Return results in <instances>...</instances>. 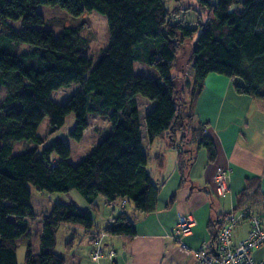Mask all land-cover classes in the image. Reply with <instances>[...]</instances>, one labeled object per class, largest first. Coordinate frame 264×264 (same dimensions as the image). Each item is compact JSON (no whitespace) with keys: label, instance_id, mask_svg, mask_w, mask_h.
I'll use <instances>...</instances> for the list:
<instances>
[{"label":"trees","instance_id":"obj_1","mask_svg":"<svg viewBox=\"0 0 264 264\" xmlns=\"http://www.w3.org/2000/svg\"><path fill=\"white\" fill-rule=\"evenodd\" d=\"M39 5L57 6L76 20L54 33L42 27ZM199 6L194 9L197 25L188 27L173 21L174 10L163 0H0V264H17L16 243L30 238L29 221L41 225V234L37 253L25 244L24 264H64L55 250L60 226L83 229L91 245L101 230L90 232L91 214L73 203L58 202L47 214L36 215L30 186L46 193L75 190L90 208L97 198L119 205L112 224L103 228L106 237L134 235L123 210L126 204L140 213L154 211L158 188L145 168L136 96L153 102L143 116L146 140L163 138L177 149L181 183L189 180L199 149L208 161L216 155L212 138L195 120L193 109L188 112L206 77L238 78L242 83L234 85L237 94L264 99V0H201ZM92 10L105 17L108 33L96 60L87 55L88 41L80 35L85 23L81 16ZM188 41L193 81L186 103L176 84L183 69L175 68L177 53ZM134 62L153 67L156 76L136 74ZM70 84L78 87L65 103L51 99L53 91ZM186 104L187 113H182ZM69 114L74 124L68 135L75 141L88 127V114L105 116L110 124L107 136L77 164L67 161L70 149L62 140L41 151L12 154L16 141L44 142L36 134L43 118H48V134H54ZM52 153L58 158L50 159ZM157 161L161 166L160 157ZM259 184L258 178L246 179L233 210L264 212ZM209 227L216 232L215 220Z\"/></svg>","mask_w":264,"mask_h":264},{"label":"crops","instance_id":"obj_2","mask_svg":"<svg viewBox=\"0 0 264 264\" xmlns=\"http://www.w3.org/2000/svg\"><path fill=\"white\" fill-rule=\"evenodd\" d=\"M182 67L183 64L181 69ZM241 83L238 78L214 73L206 77L194 102L193 115L212 138L216 155L212 161H208L205 150L199 149L189 170V180L185 183H181L177 170V149H168L163 138H155L148 143L144 128L140 129L142 147L147 154L145 168L151 182L158 188L155 209L144 214L126 204L123 210L133 225L134 235H114L104 239L102 251L113 250L115 255L112 260L105 256H101L97 261H92L89 257H79L80 264H196V258L191 251L202 245H210L212 234L215 233L214 229L210 231V223L221 214L233 210L245 180L258 178L259 191L264 195V99L237 94L234 85ZM180 89L182 88L178 87V90ZM142 100L146 101L147 108L151 110L153 102L136 96L137 105ZM159 157L161 166L157 161ZM217 167L228 171V191L224 195L218 194L213 180ZM30 192L32 195L31 190ZM70 192L72 191L68 193ZM65 196L55 197L54 202L48 206H45L43 200V203L35 202V206L42 205L41 209L32 210L36 215H45L58 202L72 203V200H67ZM171 197L172 201L169 202ZM94 205V208H90L86 203L80 208L90 214L92 211L101 212V221L93 218L91 214L94 226L90 232L104 228L106 219L120 211L119 205L117 207L105 204L102 198H97ZM75 206L77 207L76 204ZM185 213H190L196 224L192 232L182 238L181 241L187 247L183 249L174 239L173 230L178 217ZM259 216L264 219V212ZM64 227L68 232L82 234V240L87 243L84 250L86 254L92 250L91 242L88 241L91 236L84 234L83 229L65 225ZM37 229L39 240L41 227L38 224ZM248 229L247 220L240 222L232 230L233 242L243 239ZM25 244L26 242L16 243V248L20 245L26 250ZM71 245L73 244L66 246V249L72 247ZM30 250L33 254L37 253L38 242L36 247L30 246ZM251 254L255 260L264 263V244L254 248Z\"/></svg>","mask_w":264,"mask_h":264},{"label":"rangeland","instance_id":"obj_3","mask_svg":"<svg viewBox=\"0 0 264 264\" xmlns=\"http://www.w3.org/2000/svg\"><path fill=\"white\" fill-rule=\"evenodd\" d=\"M163 1H164L165 6L169 10H174L173 21L177 20L188 27H195L197 25L199 15L196 10L199 9L200 7L199 3L201 0H163ZM209 1L212 4H215L218 0H209ZM233 8L234 6L231 7V9ZM36 10L44 18L45 23L42 27L51 29L54 33L60 31L61 28L64 26L72 25L74 20H76L74 17L68 15L66 11H64L63 9L57 6L39 5L36 7ZM81 20H84L85 23H84L83 29L80 32V35L84 37L85 39H87L88 41V49L86 53L93 60H96L99 56L101 49H103L108 43V33H107V28H106L105 17L101 15L100 13H98L97 11L92 10L90 12H85L81 16ZM194 39L195 37H193L192 41H194ZM21 48L26 49L25 46H21ZM191 48H192V42L188 41L184 44L182 49H179L177 53L178 59L176 60V68H175V70L179 72L181 65L183 64L182 79L180 78L181 79L180 81L177 80L176 84H177V87L182 88L180 90H182V96H183V99L185 100L184 102L186 103L189 101L188 95H189L190 88H191L192 81H193L192 65L191 63H188V61L186 60V58L188 57L191 51ZM133 70L136 74H139L145 77L154 78L156 76L155 69L144 63L134 62ZM77 87L78 86L76 84H70L68 87L53 91L50 95L51 99L58 104H63L67 101L69 96L73 92H75ZM3 94H4L3 90L0 88V100ZM190 103L191 105H193L192 102ZM138 106H139V116H140V124H141L140 129L143 130V115H145V113L149 110L147 108L148 104L146 105V101L142 100V102H139ZM186 109H187V104L183 108L182 113L183 112L187 113ZM192 109L193 108L189 106L188 112H191ZM73 124H74L73 114H69L65 118L63 126L56 133L48 134V131H49L48 118L45 117L42 119V121L40 122L36 130V134L40 136L41 138H43L44 142L38 145L32 142L31 140L16 141L13 143L12 154L17 155L28 149H33V148H36L39 151H41L49 143L55 142L56 140H62L68 145L70 149V154L67 157V161L70 164H77L85 155H88L97 146V144L104 137H106L107 134L110 132V124L105 116L88 114L87 116L88 127L83 132L81 139L79 141H75L72 138H70L68 135L69 131L73 127ZM166 147L168 149H171L168 146ZM49 158L57 159L58 156L55 153H52L49 156ZM30 190L32 191L30 203L34 211L41 209V206H42V205L35 206V202L43 203L44 201L45 206H48L54 202L55 197L61 198L63 196L64 198V196L66 195V193H46L43 191H38L32 186H30ZM67 194L68 196H65L67 200H72V203L76 204L79 210H81L80 209L81 207L86 205L83 198L75 190H72V192L70 193L67 192ZM128 205L130 206V204ZM91 214L93 218H97L98 220L101 221V212L92 211ZM185 214H189V213H185ZM252 214H255V213H252ZM260 218L262 219V217ZM216 222H217V218L215 219V225H216ZM38 225L41 227L40 224ZM28 230L30 231V238L27 240H24L21 238L20 240H17V243L24 244L25 242L26 243L28 242L29 246L36 247L37 242H38L37 223L29 221ZM101 230H103V228ZM40 234H41V231H40ZM69 241L73 245H71L72 247H70L69 249H66L69 245L68 243ZM66 243L68 244L66 245ZM86 246H87V243H85L82 240V234L80 232H76L74 234V233L68 232V230L64 226H60L58 228L56 232L55 250L60 256L61 254H63L61 257L64 260V264L65 263L68 264L69 262H70L69 264H80V260H78L79 257L83 259H86L87 257H89V252L87 253L88 254L87 255L84 251L85 248H87ZM24 252H25L24 246L19 245L16 248L17 264H24L23 263Z\"/></svg>","mask_w":264,"mask_h":264},{"label":"built area","instance_id":"obj_4","mask_svg":"<svg viewBox=\"0 0 264 264\" xmlns=\"http://www.w3.org/2000/svg\"><path fill=\"white\" fill-rule=\"evenodd\" d=\"M226 169L217 167L213 176L216 190L219 195H224L228 191ZM125 204V200L121 201ZM246 219L248 221V232L243 239L236 243L232 240V230ZM113 222L110 216L106 224L111 225ZM196 222L194 217L189 214H182L178 217L173 237L176 242L183 248H187L181 241L183 237L190 234ZM106 234L100 230L93 240V248L89 252V258L97 261L102 255L109 260L114 258V251H102V245ZM264 244V219L259 215L247 214L244 211L231 210L223 213L217 218L215 237L209 246L202 245L197 250L191 251L196 258V264H264L252 257V250Z\"/></svg>","mask_w":264,"mask_h":264},{"label":"water","instance_id":"obj_5","mask_svg":"<svg viewBox=\"0 0 264 264\" xmlns=\"http://www.w3.org/2000/svg\"><path fill=\"white\" fill-rule=\"evenodd\" d=\"M190 188H192V187H190Z\"/></svg>","mask_w":264,"mask_h":264}]
</instances>
